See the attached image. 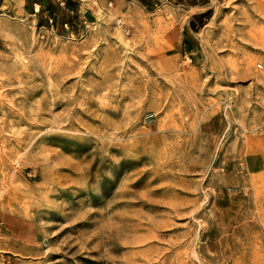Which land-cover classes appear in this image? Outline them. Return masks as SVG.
Listing matches in <instances>:
<instances>
[{
    "label": "rangeland",
    "instance_id": "obj_1",
    "mask_svg": "<svg viewBox=\"0 0 264 264\" xmlns=\"http://www.w3.org/2000/svg\"><path fill=\"white\" fill-rule=\"evenodd\" d=\"M208 2L0 16V264H264V0Z\"/></svg>",
    "mask_w": 264,
    "mask_h": 264
},
{
    "label": "crops",
    "instance_id": "obj_2",
    "mask_svg": "<svg viewBox=\"0 0 264 264\" xmlns=\"http://www.w3.org/2000/svg\"><path fill=\"white\" fill-rule=\"evenodd\" d=\"M78 2H79V15H80L81 0H78ZM26 3L27 0H0V16H11L14 18H20L24 20L30 19L31 22L36 25V28H38L37 23L38 20L41 18H49L50 22H52L53 16L52 17L50 16L51 10H54L56 16L63 10L69 11V9L66 8L65 0L34 1L30 4L29 9L26 8ZM199 4H208V5L206 6L207 8L205 10L198 12L196 16L212 9V6H210L209 2L199 3ZM39 28H46V27L41 26ZM52 29L56 30L54 27ZM9 251H13V250L10 249Z\"/></svg>",
    "mask_w": 264,
    "mask_h": 264
},
{
    "label": "trees",
    "instance_id": "obj_3",
    "mask_svg": "<svg viewBox=\"0 0 264 264\" xmlns=\"http://www.w3.org/2000/svg\"><path fill=\"white\" fill-rule=\"evenodd\" d=\"M39 0H27L26 8L29 9V6L32 2ZM143 4L149 3L150 0H140ZM202 3H207L208 0H201ZM195 3V1H194ZM66 8L69 9L63 10L59 14H55L54 10L50 11V16L52 17V22L49 18H41L38 20L37 27L45 26L46 28H55L59 33H66L68 30L77 31V21H80L79 17V2L78 0H65ZM213 15V10L210 9L204 13H201L196 16L201 25H204L208 19ZM67 24V25H66Z\"/></svg>",
    "mask_w": 264,
    "mask_h": 264
},
{
    "label": "bare ground",
    "instance_id": "obj_4",
    "mask_svg": "<svg viewBox=\"0 0 264 264\" xmlns=\"http://www.w3.org/2000/svg\"><path fill=\"white\" fill-rule=\"evenodd\" d=\"M98 3V6L101 8V5H100V3L99 2H97Z\"/></svg>",
    "mask_w": 264,
    "mask_h": 264
}]
</instances>
